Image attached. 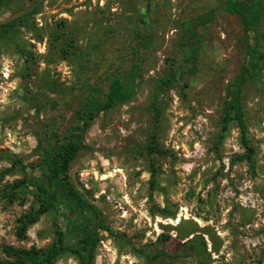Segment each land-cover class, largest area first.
<instances>
[{
    "label": "rangeland",
    "instance_id": "obj_1",
    "mask_svg": "<svg viewBox=\"0 0 264 264\" xmlns=\"http://www.w3.org/2000/svg\"><path fill=\"white\" fill-rule=\"evenodd\" d=\"M223 1L0 0V264L56 230L68 245L94 231L93 264H264V10L260 67L238 83L249 40ZM117 75L133 97L84 127L82 103ZM235 84L249 157L221 123ZM52 134L80 140L67 178L85 205L57 202L19 238Z\"/></svg>",
    "mask_w": 264,
    "mask_h": 264
},
{
    "label": "trees",
    "instance_id": "obj_2",
    "mask_svg": "<svg viewBox=\"0 0 264 264\" xmlns=\"http://www.w3.org/2000/svg\"><path fill=\"white\" fill-rule=\"evenodd\" d=\"M221 10L240 20L242 30L249 40L246 48L247 58L241 67L240 79L237 80L238 83H242L246 80L248 74L256 72L260 67L257 50L259 44L257 29L264 5L259 0H254L247 6H243L237 0H224L221 4ZM195 53V50L192 51L188 60L195 56ZM173 77L174 74H171L164 79V82H171ZM135 87L134 75L110 77L108 90L102 99L94 98L91 95L86 97L82 103L79 121L85 127L87 119H91L95 113L105 112L116 105L128 102L134 95ZM232 87H235V89H229L227 92L221 123L223 129H226L230 119L236 122L240 131L242 146L246 150V157H249L253 150L248 146L246 140V126L240 104V85L235 84ZM77 129H81V127L78 126ZM71 135L72 137L63 140H56L57 136L55 134L51 135L54 142L51 147L42 153L41 160L49 185L43 184L37 187L40 208L20 221L19 238L23 237L26 229L33 225L41 214L54 209L57 202L71 201L76 208H83L85 205L67 178L70 162L80 144V140L74 141V134ZM97 223L101 227H105L100 219L97 220ZM105 229L107 228L105 227ZM96 243L97 237L94 231L83 230L82 236L76 244L68 245L64 242L63 234L56 230V240L47 249H37L35 247L27 250L8 248L6 254L11 259L8 264H52L56 258L67 252L76 255L79 264H93Z\"/></svg>",
    "mask_w": 264,
    "mask_h": 264
}]
</instances>
